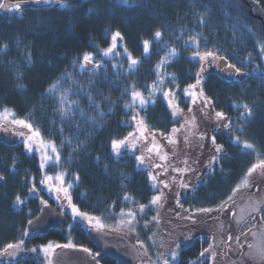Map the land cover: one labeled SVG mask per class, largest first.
Masks as SVG:
<instances>
[{
    "label": "trees",
    "instance_id": "16d2710c",
    "mask_svg": "<svg viewBox=\"0 0 264 264\" xmlns=\"http://www.w3.org/2000/svg\"><path fill=\"white\" fill-rule=\"evenodd\" d=\"M0 2L21 4L20 10L0 9V113L10 110L15 118L28 120L38 129L45 143H55L59 163L49 166L46 174L64 173L67 185H72L70 196L75 206L104 220H114L132 206L149 205L156 195L151 171L137 159L139 151L122 147L117 154L112 148L113 140L135 131L133 115L138 114L147 131L164 142L172 162L181 146L169 144L165 137L176 138L178 131L173 134L172 129L179 130L181 119L172 115L162 93L171 90L184 113L193 111L183 89L196 84L202 72V64L191 58L196 51L225 55L234 62L225 65L240 69L239 73L228 69L217 73L203 68L200 98L211 101L208 108L213 122L202 119L201 124L203 128L212 126L215 143H210L216 158L203 164L202 173L194 165L182 175L189 190L180 202H173L171 192L164 208H174V214L168 215L167 211L161 218L162 212L151 213L147 231H142L140 237L144 243L150 234H156L158 243L164 244L159 253L178 244L181 249L173 264H193L210 245L209 240L200 237L190 239L186 245L182 240L189 224L209 213L197 210H221L248 170L264 160V0ZM64 2L69 6L62 7ZM157 31L162 33L159 41L154 39ZM116 32L121 33L127 52L140 61L131 71L127 56L120 53L103 57V50L110 46ZM143 41L150 42L147 57ZM172 49L176 50L174 57L170 55ZM85 53H91L102 66L82 71ZM165 58L169 62L157 69ZM158 77L163 78V85L153 96L154 104L129 111L125 105L131 101L132 85L147 98ZM54 84L59 88L55 95L48 91ZM61 94L74 102L65 103L67 115L59 111ZM243 105L251 110L250 115ZM217 112H222L226 120L217 118ZM237 137L254 148L245 150L242 143L236 142ZM181 152L180 149L179 155ZM202 157L195 154L191 164ZM0 177V264H44L38 254L28 256L18 249L5 252L8 244L24 240L29 221L39 215V201L32 194L41 192L43 171L39 157L29 153L23 144L0 137ZM17 196L23 203L17 204ZM261 217L264 220V211ZM157 226L162 231L159 234ZM125 233L140 248L142 243L130 231ZM48 242L71 244L89 249L93 255L100 254L80 222H73L69 229L36 236L25 243V248L39 250ZM142 261L143 257L138 264ZM100 262L121 264L108 256L101 257Z\"/></svg>",
    "mask_w": 264,
    "mask_h": 264
},
{
    "label": "rangeland",
    "instance_id": "374dc122",
    "mask_svg": "<svg viewBox=\"0 0 264 264\" xmlns=\"http://www.w3.org/2000/svg\"><path fill=\"white\" fill-rule=\"evenodd\" d=\"M54 2L55 0H53L52 3ZM5 10H7L8 12L11 9L5 8ZM124 48L125 47L123 40L121 41L118 38L117 47L114 50L113 54L109 56L103 55V57L111 58L115 54L118 55L120 53L127 56V53L124 52ZM191 55H192L191 56L192 59L199 61L202 64V67L207 68V70L211 69L217 71V73L222 72L223 69H228L229 71L232 70L235 71L232 67H230V65L228 64L225 65L226 62L230 63V61L232 60L227 59L228 57L226 58L223 55L219 56L215 54L216 55L215 60H213L211 57H209L207 60H201L200 57L195 56L194 53H192ZM91 68H93V66L91 63H89L86 65L83 71H88L89 69L91 70ZM203 71L200 73L201 80L203 76H205L203 75ZM198 86L196 89H194V91L197 93L196 102L193 103L192 97L188 96V99L192 104L193 111L190 113H184L179 108L177 115H175L181 119V126L179 128V131L175 135L176 137L175 140L178 141L177 143H179L181 146L180 149L183 150V152H181V155H179L180 149H176L177 151L176 153L178 154L177 155L178 157L174 160H176L177 163L174 160H172V162L170 161V157L164 142L159 141L156 136H155V142L163 146L160 155L167 153V159L166 160L161 159L160 155H157L155 151L153 152L148 151V148L152 146L153 138L152 135L147 130L144 132V136L147 137V140L141 139L137 142V146L135 150L139 151L140 156H144L145 159L143 163L151 171V177L153 176L156 177L155 186H154V188L156 189L155 196H161V193H163L160 202L155 205L151 203L149 205H146L143 212L139 211L140 206H135V207L132 206L127 213L117 215L114 218V220L111 219L104 220L100 218L102 223L106 226L104 229L107 228L111 230L114 229L115 232L130 231V233L134 235V238L140 241L142 231H147L148 228L147 222L150 220V218L148 217L151 213L158 214L162 212L160 214L161 218L165 216L167 211H168V215L174 214L175 211L174 208H171V211H169L170 208L168 207H167L168 210L167 209L164 210V208L166 207L167 197H169L171 192L176 193V195L174 193H173L174 195L173 194L171 195V199L173 200V202L174 201L180 202L179 199L183 198V195H185L186 191L189 190V189L186 190L187 188L183 186L185 185V182L182 179V175L185 174L187 171H189L194 165L200 168L197 172L202 173L201 168L203 167V164L206 162L212 163V161L215 160L216 154L214 153L215 152L214 147L211 144L213 143L212 132L211 131L208 132L207 128H203V124H201L202 119L211 120L209 117V108H208L209 106L208 105L205 106L204 98L202 97L200 98V96H198L199 95ZM159 92L160 91L158 89L156 95H158ZM163 98L165 99L168 105L167 99L164 96ZM153 100L155 101V97L153 98ZM176 100L177 99L174 98L173 104L178 105ZM131 103H132V96L129 104ZM153 104L154 103H149L144 108H147L149 105H153ZM144 108H141L138 103L133 107H127L129 111H136ZM193 117L195 118L194 120ZM11 119L12 117L8 116L6 120L0 121V123H3L4 127L8 129L7 131L0 129V137H3L5 141L13 142L14 144L15 143L23 144L24 148L28 151L27 145L25 143V138L31 133H29L28 129L26 128L12 125L10 123ZM138 120L139 118H137V121ZM137 121H134V128H135L134 132L137 131L136 128ZM19 133H24V136L19 135ZM137 135H139V133H137ZM210 137H211V141H209ZM244 149L250 150L246 148ZM120 150L122 151L123 149L121 148ZM28 152L35 153V155L37 154L41 165L42 153L39 148L38 141L34 140L32 142V150ZM195 154L198 156L203 155L202 157L203 159L197 158V160H195V162L191 164ZM47 155L50 156L53 155L50 149L47 151ZM199 163L202 164L200 166H197ZM186 164L188 167L186 166ZM51 165H53V163L48 162L42 168L43 171L42 179L46 174L45 170ZM156 165H162V167H156ZM204 167H208V166L204 165ZM174 169H181L182 171H174ZM204 169L206 170V173L209 172L210 170L209 168H204ZM169 173H172V175L170 176ZM262 173H264V170L257 169L256 172L252 173L251 176L247 177L248 179L247 184L243 183L245 179L244 178L241 181V183L238 185V187L235 189L233 195L231 196V199H229L227 203L223 205V208H221V210L210 211L209 213H206V215L199 216L198 219L196 218L189 224V229H187L184 232L186 238L182 239L183 242H185V245L189 244L190 239H193L195 237H201L202 239L209 240L210 242L209 247L204 251H202L204 254L203 255L200 254V256L193 261L195 264H264V252L261 251V247L264 248V243H263L264 239H261L260 237L264 235V221L260 219V216L264 211V174ZM48 176L55 177L56 175L48 174ZM63 179H64L63 187L67 188L68 185L66 183L65 177H63ZM165 183H167L168 185L167 187H165ZM50 185L52 186L51 190L49 187ZM60 186L61 185L59 181L56 180L49 181L45 184H41L40 187L42 193L39 191H33L32 194L37 196L39 201L38 204L40 207L43 206L44 204L50 203L46 199H44L43 197L44 195L46 196V198L51 200L52 203L50 204L55 205L58 208V210H61L63 213H65L71 219L72 223L80 222L83 225H85V227L88 229L96 228L94 226L95 224L94 221L93 223L90 224L87 220L82 219L80 216L73 214L72 206L73 205L75 206V204L73 203L72 199L69 201L65 197L64 192L55 191V188ZM70 188H68L69 195H70ZM39 195L43 199L39 198L40 197ZM57 197H59V199H57ZM76 208L79 209L78 207ZM79 211L81 213H85L80 209ZM129 212L135 213V219L131 220V224L127 223V221L131 219L127 215ZM88 216L90 215L88 214ZM90 217H94V216H90ZM121 220L125 221L123 225L120 224ZM158 228L159 226H157V234L162 232ZM36 236L37 235L26 231L23 234V239H24L23 244L15 249L20 250L24 255H28V256H36L38 254L43 259L44 264H49V261H51L52 264L54 253L56 252V250L63 248L65 244L48 242L45 243L44 245L39 246L38 247L39 250L34 248L36 249L35 252L32 251L33 248H31L30 250L26 249L25 243L29 241L31 242V240H33V238ZM229 236L232 237L231 240L228 239ZM237 237L239 238V242H237L236 239ZM159 239L160 238L153 233L150 234V236L144 243L140 241L143 244V247L140 246V250L143 257L142 264H163V261L165 259L168 260L169 264H173L177 260L178 252L180 251L181 247L179 246V248H176V246L174 245L166 249L165 253L164 252L159 253L158 250L162 251L161 247H164V244L160 245V243H158ZM258 242L261 244L259 245ZM50 244L53 246V248L50 253L46 254L43 251V248ZM56 245H60L61 247H56ZM174 251L177 253L175 260H173L171 256L172 252Z\"/></svg>",
    "mask_w": 264,
    "mask_h": 264
},
{
    "label": "snow or ice",
    "instance_id": "6c2138e0",
    "mask_svg": "<svg viewBox=\"0 0 264 264\" xmlns=\"http://www.w3.org/2000/svg\"><path fill=\"white\" fill-rule=\"evenodd\" d=\"M33 2L37 3V4H39L41 2H43V3H52L53 0H33ZM125 2H127V0H125ZM61 6L62 7H68L69 5H68L67 2H64V3H62ZM5 8L20 10L21 4L20 3H16L14 5H8L6 3L0 2V9H5ZM118 38L121 41L123 40V37L121 36L120 32H116V33L112 34L110 47H108L107 49L103 50V55L104 56H109V55L113 54L114 50L117 47V39ZM161 38H162V33L157 31L154 34V39L159 41ZM191 41L193 43H195L197 45V47H198V41L196 40L195 37H192ZM186 43H188V41H186ZM4 47L6 48L7 45H5ZM143 49H144V55H145V57H147L149 55V49H150V42L149 41H143ZM124 52L127 53L128 59L130 61L129 70L131 71V70H133L135 68L136 65H138L140 63V61L135 59V58H133L131 53L127 52V48H124ZM170 55L174 57L176 55V50L172 49L170 51ZM194 55L195 56H199L201 60H207L209 57H211L213 60L216 59V55L212 51H207V52H205L203 54H201L199 51H196L194 53ZM82 60H83V62L80 64V68H81L82 71L85 69L86 65L89 64V63L92 64L93 70L99 69L102 66L99 62H95L94 57H93V55L91 53H85L83 55V57H82ZM168 62L169 61L167 60V58H165V60H163L161 62V64H158L156 66L157 69H159L162 66V64L168 63ZM230 67H235V66L234 65H230ZM235 70H236L237 73L240 72L239 68H236ZM201 71H203V67L201 68ZM174 81H175V77H173V82ZM201 82H202L201 78H200V76L198 74L197 75L196 84L189 85L188 88L183 89V92H184V94L186 96H191L192 97V102L193 103L196 102V98H197V93L194 91V89H196L197 86L201 84ZM162 85H163V78L158 77V83H154L153 85L150 86V90H149L147 98H145V96H144V94L142 92L136 90V86L135 85H132V92H131L132 103L128 104V105H125V107H133L134 105H136L138 103L141 108H144L149 103H154L153 96L156 94V92L158 91V89ZM177 87H178V85H177ZM48 91H49V93L55 95L59 91V88H58V86L56 84H54L48 89ZM162 94L167 99L168 105L172 109V115L173 116L177 115V113L179 111V107H178V105L173 104V100L175 98V94L171 90L165 91ZM199 94L201 96L203 95V89L202 88L200 89V93ZM60 101H61V108L59 109V111H60L61 115L69 114V109L67 107H65L64 105H65V103L71 104V103H74V102L68 101L67 97L64 96L63 94L60 95ZM204 103H205V106H207L209 103H211V101L208 98H204ZM236 107H239V106H236ZM243 107L246 109V114L250 115L251 114V110L248 109V106L247 105H243ZM189 111H191V109H189ZM215 115L219 119L226 120V117L224 116V114L222 112H217V113H215ZM8 116L12 117V119L10 120V123L12 125H16V126H19V127L26 128V129H28L29 133H31L30 135L26 136V138H25V143L27 145L28 151L32 150V142L34 140L39 142V148H40L41 153H42L41 168H43L48 162H51L53 164H58L59 163V159H60L59 152H58L54 142L48 141L47 143H45L44 140H43V137L41 136L40 131L38 129L34 128L33 125L30 122H28V120L15 118V114L10 112V110H8V109H4V112L0 113V121L6 120ZM137 116H138V114L133 115L132 119L134 121H137ZM194 119L195 118L193 117V120ZM186 123H187V121H186ZM225 126L227 127L228 125L225 124ZM136 128H137L136 132L129 133L128 136L124 137L123 139L113 140L112 141V148H113L114 152H116L118 154L119 150L122 147L129 148L130 150H135L136 146H137V142L139 140H141V139L147 140V137L144 136V132L147 130V126L144 124V121H143L142 118H140L137 121ZM0 129H3L4 131L8 130L6 127H4L3 123H0ZM177 131H179V130L175 129V128L172 129V133L173 134H175ZM137 133H139V135H137ZM19 135L24 136V133H19ZM161 135H163V133H161ZM152 138H153V143H152V146L150 148H148V151L149 152L155 151L157 153V155H160V152H161V149H162L163 146L159 145L158 143L155 142V134L154 133L152 134ZM165 139L168 141L169 144L177 143V141L173 138V136L165 137ZM212 141H213V143H215V137L212 138ZM236 142L237 143H242L243 147L246 148V149L254 148V145H252L251 143H248L247 141L241 142L239 140V137L236 138ZM49 149L53 153V155H51V156L47 155V151ZM220 150H221V148L218 147L217 151H220ZM160 158L166 160L167 159V153H165L163 155H160ZM137 159H138V161L140 163H143L145 158H144V156H140V157H137ZM156 167H162V165H156ZM257 169L264 170V160L258 161V163L254 164L248 170L247 176L245 177V179L243 181L244 184L248 183L247 177L251 176L252 173L257 171ZM165 171H166V169H165ZM174 171H182V170L181 169H174ZM262 174H264V173H262ZM64 175H65L64 173H59L55 177H53V176H48V175L45 174L44 178L40 180V183L41 184H45V183H47L49 181H53V180L59 181L61 186L55 188V191L64 192L65 197L70 201L71 197H70V195L68 193V188H70L72 185L69 184L67 188L63 187V185H64V179H63ZM0 179H3V177H0ZM77 179H78V177H77ZM151 179L154 182L153 186H155L156 177L153 176V177H151ZM167 186H168L167 183H165V187H167ZM183 186L187 187V185H183ZM49 187H50V190H51L52 186L50 185ZM33 190H35V189H33ZM162 195H163V193H161V196ZM161 196L153 197V199H152V201L150 203L153 204V205L158 204L160 202V200H161ZM57 199H59V197H57ZM125 199H129V197L126 196ZM229 199H231V197H229ZM16 202H17V204L23 203V201L20 199L19 196H17ZM225 203H227V202L225 201ZM220 207L223 208V204ZM144 209H145V206L141 205L139 211L143 212ZM72 210H73V214L74 215L80 216L82 219L87 220L90 224L93 223V221H94L95 222L94 226L96 227L97 230H102V229H104L106 227L102 223V221L100 220L99 217H90V216H88L87 213H81L79 211V209H77L74 205L72 206ZM256 210H258V209H256ZM197 211L210 212V211H212V209H198ZM127 215L131 218L130 220L127 221V223L131 224V220L135 219V213L129 212ZM29 223H31V221H29ZM124 223H125L124 220L120 221L121 225H123ZM228 239L231 240L232 237L229 236ZM236 239H237V242H239V238L237 237ZM22 244H23V241H20L19 244H8L6 246L5 252H7L8 249L18 248ZM56 247H61V246L60 245H56ZM63 247H75V245L68 244V245H64ZM141 247H143V244H141ZM176 247L179 248V245L177 244ZM52 248H53V246L50 244V245L44 247L43 251L47 254V253L51 252ZM32 251L35 252L36 249H32ZM83 251L89 252L90 250L85 248V249H83ZM9 254L10 255H14V253H9ZM203 254L204 253L202 252L201 255H203ZM176 255H177V253L175 251L172 252L171 256H172L173 260L176 259ZM49 264H51V261H49ZM163 264H169L168 260L165 259L163 261Z\"/></svg>",
    "mask_w": 264,
    "mask_h": 264
},
{
    "label": "water",
    "instance_id": "95a60500",
    "mask_svg": "<svg viewBox=\"0 0 264 264\" xmlns=\"http://www.w3.org/2000/svg\"><path fill=\"white\" fill-rule=\"evenodd\" d=\"M69 226L67 217L60 213L53 205H45L41 208L39 216L28 224V230L32 233H48L53 229H63ZM90 241L98 247L101 254L93 256L80 247H64L56 251L53 256V264H100L103 256H109L121 264H137L141 255L138 247L126 235L104 230L90 228L88 230Z\"/></svg>",
    "mask_w": 264,
    "mask_h": 264
},
{
    "label": "flooded vegetation",
    "instance_id": "af4514ba",
    "mask_svg": "<svg viewBox=\"0 0 264 264\" xmlns=\"http://www.w3.org/2000/svg\"><path fill=\"white\" fill-rule=\"evenodd\" d=\"M261 238L263 239L264 235H262ZM263 243H264V241H263ZM258 244L260 245L261 243L258 242ZM261 251L264 252V248L263 247H261Z\"/></svg>",
    "mask_w": 264,
    "mask_h": 264
}]
</instances>
